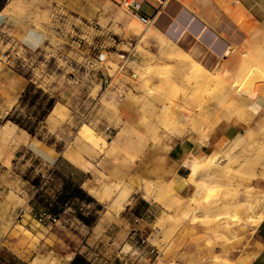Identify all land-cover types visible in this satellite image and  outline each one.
Here are the masks:
<instances>
[{
  "label": "rangeland",
  "instance_id": "374dc122",
  "mask_svg": "<svg viewBox=\"0 0 264 264\" xmlns=\"http://www.w3.org/2000/svg\"><path fill=\"white\" fill-rule=\"evenodd\" d=\"M132 1L0 0L5 6L0 19V184L6 188L4 201L13 205L9 211L0 207V214L9 216L0 226L6 237L2 245L11 241L25 252L36 250L40 239L20 224L17 206L25 203L23 212L43 216L42 223L56 222L45 209L64 180H85L84 187L100 202L73 200L60 212L59 225L78 231L82 245L99 247L100 258L110 264L229 262L220 251L230 253L264 217V116L223 149L186 155L181 162L186 179L195 157L220 163L210 168L209 177L194 169L186 194L174 190V177L135 188L126 166L143 154L150 139L187 132L207 138L217 123L231 120L239 97L256 95L264 86V46L236 48L226 60L180 44L196 60L178 46L171 52L166 42L171 39L151 20L143 21ZM16 23L43 30L44 44L26 46L12 32ZM100 54L103 61L96 59ZM19 75L27 85L20 99L14 81ZM160 81L178 82L179 92L156 87ZM176 94L180 99L165 105ZM175 109L187 114L179 129L171 116ZM119 132L124 141H116ZM31 135L36 144H29ZM39 143L61 160L53 164L36 156ZM158 183L165 184L162 192ZM105 187L115 190L99 196ZM120 189L127 198L119 197ZM80 214L92 215L93 223H83ZM93 228L97 232L91 237ZM104 230L110 238L103 237ZM51 254L45 264L54 263Z\"/></svg>",
  "mask_w": 264,
  "mask_h": 264
},
{
  "label": "crops",
  "instance_id": "0c3cea01",
  "mask_svg": "<svg viewBox=\"0 0 264 264\" xmlns=\"http://www.w3.org/2000/svg\"><path fill=\"white\" fill-rule=\"evenodd\" d=\"M136 1L140 4L143 15L151 20L153 26L178 47L180 44L186 49L204 50L214 60H226L236 48L247 47L249 49L255 45L264 46V0ZM4 7L0 9V19L5 18ZM12 32L32 49L39 48L46 40V33L33 25L16 23L12 26ZM252 32L256 36H251ZM152 40H156V38H152ZM182 47L180 48L183 49ZM183 50L188 53L185 49ZM19 77L14 81L17 85L15 95L20 99L27 85L21 75ZM123 102L127 107L128 96ZM8 112L6 111V113ZM171 116L177 122L178 129L179 125H184L187 121V114L184 111L175 109ZM263 116L264 86L256 95L242 94L239 97L237 111L232 115L231 120H222L217 123L210 130L207 138H202L200 134L194 132H187L172 137L162 136L159 141L150 139L143 154L134 163H129L126 166L127 169H130V181L134 186L137 184L135 186L137 188L144 181L158 179L169 181L174 177V190L186 194L190 190V184L181 172L182 159L190 154L201 155L212 149H223L227 142L252 127L256 119ZM34 142L33 135H31L29 144ZM37 146L39 148L36 156L51 161L53 164H57L61 160L60 155L53 154L46 145L39 143ZM72 164L81 168L73 162ZM87 179L91 178L88 176ZM77 184L97 202H100L96 195L91 194L84 187L85 180ZM5 190L6 188L0 184V207L4 206L9 211L13 205L4 201L3 191ZM101 194L102 192L98 193L99 196ZM24 205L25 203L22 206H17L20 208V214L17 215L18 221L40 239V244L32 252L29 249V253L11 241L10 245H2L6 237L4 230L0 229V264H16V262L19 264L32 262L45 264L50 253H52L53 264H110L104 258H100V255H104V253L99 247L82 245L79 241L80 233L78 231L62 230L59 225L61 216L56 217V222L42 223L32 214L27 215L26 212H23ZM3 215L0 214V226L9 221V216ZM120 217L121 213L117 218ZM262 217L263 215L260 216L257 226L248 228L246 240L231 246L230 253L220 251V258L228 259L229 262L220 261L209 264H264V217ZM138 219L136 217L135 220ZM95 232L97 230L94 228L88 231L91 237L96 235ZM102 234L103 237L110 238L107 235V230H104ZM116 254L119 256L120 251ZM81 257L85 258L87 262H80L79 258Z\"/></svg>",
  "mask_w": 264,
  "mask_h": 264
},
{
  "label": "bare ground",
  "instance_id": "6f19581e",
  "mask_svg": "<svg viewBox=\"0 0 264 264\" xmlns=\"http://www.w3.org/2000/svg\"><path fill=\"white\" fill-rule=\"evenodd\" d=\"M7 11H10V12H12L11 11V9H6ZM4 11H5V8H4ZM17 20L19 19V18H16ZM130 19V18H129ZM126 20L128 21V18H126ZM147 30V29H146ZM143 34H145V32H143ZM166 42H168V44H167V46L169 47V49L171 48V52L173 51V50H176V49H178V48H176L177 47V45L173 42V41H171V40H166ZM178 51H179V49H178ZM183 51V50H182ZM173 52H175V51H173ZM177 53V52H176ZM185 54V53H184ZM241 64V63H240ZM161 67V66H160ZM191 73V72H190ZM149 75L152 77V75H154V73H153V71H150L149 72ZM189 76V77H188ZM192 76V75H191ZM179 77V76H178ZM184 77V76H183ZM187 78H190V75H187L186 76ZM157 86L156 87H159L160 89L161 88H163V87H165V86H167V87H169V88H172V89H174L175 91L177 90H179V87L181 86L180 84H178V82H171V81H169V82H162V81H160V82H158V84H156ZM183 88V87H182ZM236 89V88H235ZM179 92V91H178ZM229 94H230V92H228ZM178 95H179V93H178ZM231 95V94H230ZM178 99H180V98H178V96H177V94L176 95H173V96H170V97H168V99H167V101H165V103H163V104H165V105H168V104H173V103H175V102H177L178 101ZM171 119V118H170ZM15 126H16V124H14ZM124 132V131H123ZM5 133V132H4ZM4 133H2V134H4ZM120 133V132H119ZM10 135H11V133H10ZM6 136V135H5ZM13 136V135H12ZM124 137H125V135H124V133H120L118 136H117V138H116V141H121L122 139H124ZM5 138V137H4ZM6 139V138H5ZM4 139V140H5ZM129 139H130V137H129ZM4 140H3V142H4ZM125 140V139H124ZM124 140H122V141H124ZM139 151V150H138ZM219 158V157H218ZM213 158H209V159H206V160H202V159H198V158H194L192 161H191V163H190V167H191V172L189 173V175H188V177H187V180H190V181H193L194 180V177H195V174H194V172H193V170L194 169H202V170H205V174H207V176L208 175H211V170H210V168H214V167H218V164H220V163H218V162H214L213 160H212ZM222 164H224V163H222ZM220 166V165H219ZM213 173V172H212ZM209 177V176H208ZM211 177V176H210ZM169 184V183H168ZM165 185V184H164ZM162 183H158L157 185H156V189L159 191V192H162L166 187L164 186ZM168 186V185H167ZM119 187V186H118ZM170 187H171V185H170ZM107 187H105V190L102 192V194H103V196H106V195H108V196H110L111 195V193H113L114 192V190L112 189V188H107ZM121 188V187H120ZM172 188V187H171ZM119 189V188H118ZM170 189V188H169ZM173 190V189H172ZM200 192H202V190H201V188H200V190H199ZM197 192H198V189H197ZM164 193H166L165 191H164ZM159 194V193H158ZM127 195H128V192H126V191H124V189H120V194H119V197H121L122 199H125V198H127ZM161 195V194H160ZM200 195V194H199ZM163 196V195H162ZM192 197H194V196H192ZM171 198V197H170ZM127 200V199H126ZM175 201V200H174ZM193 201V200H192ZM195 201V200H194ZM193 201V202H194ZM216 201V200H215ZM123 202V201H122ZM197 202H198V200H197ZM195 203V202H194ZM210 203H212V201L210 202ZM123 204V203H122ZM174 204H176V203H174ZM197 204H199V203H197ZM189 205V204H188ZM201 205V204H200ZM206 206H210L211 204H205ZM213 206L211 207V208H214V204H212ZM240 205H242V204H240ZM195 206V205H194ZM197 206V205H196ZM194 207V211L195 210H197L198 208V206L197 207ZM220 206V205H219ZM187 207V206H186ZM190 207H192V206H190ZM239 207V206H238ZM193 208V207H192ZM195 208H197V209H195ZM203 208H204V206H203ZM206 208V207H205ZM209 208V207H208ZM232 208V207H231ZM188 210V208L186 209V211ZM201 210V209H200ZM206 210V209H205ZM216 210V209H215ZM191 211V210H190ZM208 211V210H207ZM211 212H213L212 210H210ZM224 211V210H223ZM232 211V210H231ZM189 212V211H188ZM192 212V211H191ZM196 212V211H195ZM200 212V211H199ZM202 212H203V209H202ZM198 212H196L195 214H197ZM205 212H203V214H204ZM207 213V212H206ZM183 214V213H182ZM186 214V213H185ZM193 214V213H192ZM200 214V213H199ZM209 214V213H208ZM207 214V215H208ZM212 214V213H211ZM187 215H188V213H187ZM187 215H186V217H187ZM173 215H171L170 217H172ZM184 216V215H183ZM193 216V215H192ZM174 218H175V216H173ZM172 217V218H173ZM233 217H234V215H233ZM188 218V217H187ZM181 219V218H180ZM218 219V218H217ZM173 220V219H172ZM185 220V219H184ZM181 221V220H180ZM203 223V222H202ZM160 224V223H159ZM179 227V226H178ZM171 228V227H170ZM173 232H175V230L173 231Z\"/></svg>",
  "mask_w": 264,
  "mask_h": 264
},
{
  "label": "trees",
  "instance_id": "16d2710c",
  "mask_svg": "<svg viewBox=\"0 0 264 264\" xmlns=\"http://www.w3.org/2000/svg\"><path fill=\"white\" fill-rule=\"evenodd\" d=\"M3 7L0 6V9ZM57 197L53 201L47 205L45 212H48L56 217L60 216V212L64 209V207L73 202V200H81L86 202H96V200L89 195L83 188L79 186V184H75L70 180H64V184L61 189L57 192ZM93 216H84L79 215V219H81L86 224L93 223ZM79 261H84V258H79Z\"/></svg>",
  "mask_w": 264,
  "mask_h": 264
},
{
  "label": "built area",
  "instance_id": "2783aa9c",
  "mask_svg": "<svg viewBox=\"0 0 264 264\" xmlns=\"http://www.w3.org/2000/svg\"><path fill=\"white\" fill-rule=\"evenodd\" d=\"M132 8L134 9H139L140 8V4L137 2V1H132V3H130ZM142 20L145 21V22H149L150 19L148 17H146L145 15L141 16ZM104 55L103 54H100L96 59L97 61H103L104 60ZM133 75H135V73H133ZM125 95V92L124 91H120L119 93V96L120 97H123ZM53 220H56V216L54 215H49ZM39 221H43V216H40L39 218Z\"/></svg>",
  "mask_w": 264,
  "mask_h": 264
}]
</instances>
